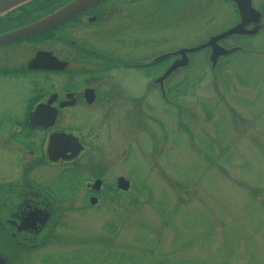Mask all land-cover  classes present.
Wrapping results in <instances>:
<instances>
[{
	"label": "rangeland",
	"instance_id": "374dc122",
	"mask_svg": "<svg viewBox=\"0 0 264 264\" xmlns=\"http://www.w3.org/2000/svg\"><path fill=\"white\" fill-rule=\"evenodd\" d=\"M251 7L262 13L264 0H251ZM235 8L227 0H147L133 15H141L144 26L134 21L127 28L120 20L107 34L88 24L65 29L90 43L115 37L122 55L147 58L196 47L233 27L240 21ZM253 22L243 26L249 35L230 34L217 42L220 51L235 50L214 73L209 56L215 46L173 54L175 61L160 71L172 76L166 85L181 82L170 103L147 92L138 115L94 113L74 121L94 127L80 130L91 143L85 154L92 151L85 164L93 169H85V176L96 175L112 187L118 175L127 176L133 188H108L97 195L96 206L79 212L74 200L83 173L57 175V163L49 161L52 166L37 175L61 204V216L47 243L12 257L15 264H264V16ZM58 41L41 38L10 51L23 61L40 48L56 52ZM135 74L120 77L134 96L148 82ZM29 79L0 78V116L22 111ZM53 79L33 80L46 86ZM131 97L123 90L121 106ZM6 131L0 124V178H19L23 164L2 148ZM127 144L125 159L114 157Z\"/></svg>",
	"mask_w": 264,
	"mask_h": 264
},
{
	"label": "flooded vegetation",
	"instance_id": "af4514ba",
	"mask_svg": "<svg viewBox=\"0 0 264 264\" xmlns=\"http://www.w3.org/2000/svg\"><path fill=\"white\" fill-rule=\"evenodd\" d=\"M60 1L31 0L2 14L0 16V34L29 24L55 8ZM146 1L100 0L46 32L0 45V78H7L10 81L17 78L27 80L30 78L32 83L29 89L30 93L21 107L22 111L18 114L9 110L8 113L0 116V124H4L7 128L6 134L2 136V148L9 154L15 155L25 170L19 178L16 176L8 179L0 178V255L6 259L7 264H12V257L16 258L18 254L37 249L36 245L42 241L45 240L47 243L49 237L54 233L53 231L50 234L49 225L55 220L53 217L55 210H60V219L61 204L58 201L60 207L57 206L56 209H53L54 205L50 202L52 193L48 186L43 184L42 176L37 175L40 172L39 169L45 168L46 170L52 166L48 164L49 161L50 164L57 163L54 168L57 175L64 172L83 173L82 190L75 192L78 194V199L74 200V204L78 211L85 209L86 205H89L90 198H97L100 192H106L108 188L116 189V180L120 175L114 179V187L109 183L105 184L104 180L96 175L91 174L94 177L92 179L85 176V169L90 171L93 169L92 165L85 164L90 160L89 155L92 151L85 154L86 142L89 141L84 138V132L80 133V130L86 125L93 126L86 124L88 122L77 123L74 121H78L80 116L86 117L85 114L94 113H102L103 117H105V113H108L112 118L125 111H132L133 115H138L147 92L156 91L158 96L162 97L160 91L162 83L165 88H168L169 97L171 96L175 86L171 83L166 85L164 82L172 79V76L161 75L160 71L171 60L175 61V57L172 55L159 57L156 62L144 64L145 60L152 59L157 55L145 58L142 54L133 57L126 53L124 56L117 51L115 37L101 45L96 42L90 43L75 39L65 29L70 25L88 24L98 27L100 32L104 31V34H107L109 29L111 31L115 29L113 26L120 20H125L127 28H133L130 25H134V21L138 22V26L143 25L145 19L141 18V15L134 19L133 15L136 8L139 9ZM174 2L176 0H169V3ZM132 11L133 14H131ZM51 36L59 38L57 47L54 48L56 52L40 48L26 60L19 61L10 51L22 43L34 42L41 38L48 39ZM110 40L114 41V44ZM111 47L116 48L114 50ZM41 51L50 54L47 59L40 60L39 65L43 64L44 66L29 68L28 62L37 52ZM66 55L76 57L75 60L85 58L92 64H73V60L66 58ZM50 56L63 66L61 68L49 67ZM11 58L12 60H10ZM133 72L139 78L143 77V80H148L143 91L139 94L136 93L135 96L127 90L120 78L122 73L132 74ZM36 76H40L42 80L48 82L51 77L55 79L52 80L51 85L43 86L33 80ZM161 77L164 78L162 83L159 81ZM123 90L127 95L132 94L131 99L125 100L126 106H121L119 100L123 95ZM52 137L56 138L58 143L56 158H52L54 156L49 154ZM73 146L81 148L78 153L72 152ZM9 147L11 148L9 149ZM121 151L118 154L116 151L114 157L121 156ZM97 179L100 180V185L94 188L92 183Z\"/></svg>",
	"mask_w": 264,
	"mask_h": 264
},
{
	"label": "water",
	"instance_id": "95a60500",
	"mask_svg": "<svg viewBox=\"0 0 264 264\" xmlns=\"http://www.w3.org/2000/svg\"><path fill=\"white\" fill-rule=\"evenodd\" d=\"M28 0H0V14L26 2ZM99 0H69L68 2H66L65 4H63L62 6H60L59 8L55 9L54 11L48 13L47 15L39 18L38 20L31 22L25 26L16 28L14 30L5 32L0 34V45L3 44H7V43H12L36 34H39L41 32H44L56 25H58L59 23L69 19L70 17L74 16L75 14H77L78 12L82 11L83 9L88 8L89 6H91L92 4L98 2ZM233 1L236 6H237V10H238V16H239V23H237L234 27L216 35L211 37L207 42L198 45L196 47L193 48H186V49H180L177 50L175 53H188V52H194V51H198L204 47H211V46H215L212 48H215V50H213L214 52L212 53L211 56H209V60L211 65L214 64V62L216 61V55H226L227 53H230L232 51H234L235 49H228V50H219L218 47L216 46V41L220 40L230 34L233 33H240V34H248L249 31H246L245 29H243V26L248 23L249 21H253V20H257V13L253 11L251 5H250V0H231ZM254 14V15H252ZM253 16V17H252ZM245 31V32H244ZM217 53V54H216ZM49 53L47 52H37L35 54V56L28 62L27 66L29 68H34V67H39V66H44L43 64H40V60H43L44 58L47 59ZM50 55V54H49ZM164 56V55H163ZM51 57V56H50ZM155 60V59H154ZM48 66L49 67H56V68H61V66H63V64L58 63L57 61H55V59L53 57H51V60H49L48 62ZM53 64V65H50ZM58 143L56 142V138H51L50 141V145H49V154H52L54 157L52 158H56L57 157V149H58ZM74 151V153L76 154L79 151V148H75L74 146L72 147V152ZM50 155V156H52ZM124 182L119 179L118 180V186L120 188H123ZM94 199H92L93 202ZM50 202L53 203V205L55 206V203L50 199ZM54 209V208H53ZM56 214V213H55ZM54 214V216H55ZM53 216V217H54ZM46 218H48V216L46 215ZM0 264H7L6 259L0 255Z\"/></svg>",
	"mask_w": 264,
	"mask_h": 264
},
{
	"label": "trees",
	"instance_id": "16d2710c",
	"mask_svg": "<svg viewBox=\"0 0 264 264\" xmlns=\"http://www.w3.org/2000/svg\"><path fill=\"white\" fill-rule=\"evenodd\" d=\"M220 65H221V63H220V64H217V66H216V67H217V69L219 68V66H220Z\"/></svg>",
	"mask_w": 264,
	"mask_h": 264
}]
</instances>
